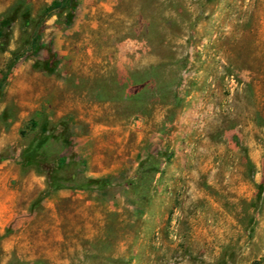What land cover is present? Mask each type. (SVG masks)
<instances>
[{"label": "rangeland", "instance_id": "obj_1", "mask_svg": "<svg viewBox=\"0 0 264 264\" xmlns=\"http://www.w3.org/2000/svg\"><path fill=\"white\" fill-rule=\"evenodd\" d=\"M52 1L0 0V264H264V0Z\"/></svg>", "mask_w": 264, "mask_h": 264}, {"label": "trees", "instance_id": "obj_2", "mask_svg": "<svg viewBox=\"0 0 264 264\" xmlns=\"http://www.w3.org/2000/svg\"><path fill=\"white\" fill-rule=\"evenodd\" d=\"M65 1H67V0H53V1L47 6L46 10H50V9H52V8H54V7H57V6H59L62 2H65ZM65 21H68V19L65 20Z\"/></svg>", "mask_w": 264, "mask_h": 264}]
</instances>
